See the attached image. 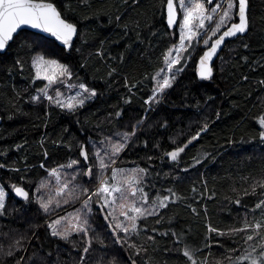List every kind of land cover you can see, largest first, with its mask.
Returning <instances> with one entry per match:
<instances>
[{
    "label": "trees",
    "instance_id": "16d2710c",
    "mask_svg": "<svg viewBox=\"0 0 264 264\" xmlns=\"http://www.w3.org/2000/svg\"><path fill=\"white\" fill-rule=\"evenodd\" d=\"M67 2L74 10V15H69L79 28L70 56L62 55L56 46L38 47L30 52L14 44L7 55L0 57V163L7 165L0 169V180L9 189L12 184H22L33 194L36 184L48 177L46 170L40 167L41 163L46 169L66 164L69 158L83 163L79 156L81 143H87L90 150L89 137L97 140L117 131H131L137 120L147 115L133 145L121 154L118 165L148 168V183L155 185L145 189L149 191L150 200L157 191L166 195L164 190L167 188H173L181 199L162 209L160 216L140 221L141 227L147 225V234L155 235L156 239L152 244L146 241L144 234L134 237L137 243H145L148 252L146 256L142 254L133 258L139 264H144L146 259L150 264H186L187 258L183 257L182 251L173 250L176 247L182 249L183 245H174L170 229L183 230L187 233V242L199 246L209 235V224L227 233L230 226L241 225L245 205L251 208L259 199L258 195L245 197L241 194L245 189L251 191L249 186L254 179H264V145L258 137L261 130L258 118L264 115V83H261L264 81V0H249V33L227 43L220 56L223 59L219 58L215 64L211 80H201L195 72L197 59L206 48L200 49L196 55H193L195 47L189 48L183 55L187 57L191 53V59L181 61L183 71L176 82L166 91L163 101L153 105V110L148 112L144 101L151 95L152 81L145 80V77L163 67V54L179 43L177 28L170 30L167 27L161 0H139L138 4L134 0ZM117 15L121 17L120 21L115 19ZM30 33L24 30L20 35ZM77 48L80 51L77 52ZM37 52L69 64L74 72L73 79L79 76L94 87L96 98L75 115L49 105L46 100L30 103L29 98L35 95V89L46 84L43 80L32 83L35 73L31 57ZM17 58L24 62L23 72L15 65ZM111 69L116 71L110 77L108 72ZM125 77L130 84L143 83L129 92L124 86ZM129 96L131 103H125ZM120 110L122 115L117 118L115 113ZM217 112L220 113L219 119ZM205 120L209 122V130L181 153L178 163L167 157L161 159L162 150L170 151L175 147L173 139L182 146ZM165 121L167 127H162ZM157 144L161 147L156 148ZM45 150L47 158L44 157ZM205 153H211L214 159L207 158L202 164L189 167L193 157L203 158ZM149 156L153 157L151 161L147 159ZM12 168L21 171H11ZM184 168L189 170L184 172ZM177 175L179 180L175 179ZM244 177L248 179L244 180ZM204 181H207L208 192L201 197L199 192L204 190ZM77 183L90 191L96 187L95 181L89 182L84 176L78 178ZM50 187L52 195L55 194L54 180ZM193 187L198 189L197 193H193ZM213 190L215 196L209 199ZM44 191L47 193L48 189ZM238 196L242 205L232 202ZM78 207L79 202L64 204L51 215H45L36 203L26 204L11 193L5 204V214L0 216V233H7L6 237L0 235V244L5 250L13 244L14 255L6 257L0 252V264H79L82 255L85 264H131L130 253L113 244L103 215L95 204L96 215L92 222L103 244L94 241L90 254L82 252L86 238L73 234L71 240L79 242V248H74L73 243L51 236L47 220L72 213ZM161 217L163 219L157 224L156 220ZM249 218L252 219L251 215ZM256 218L259 219V215ZM152 228H157L159 233L169 232V235L152 233ZM211 236L214 243L208 264H218L219 261L214 262L213 258L226 256L229 254L226 250L237 247L238 243L242 245L240 235L212 233ZM15 240H20L18 248L14 245ZM205 255H208L207 249L199 259ZM221 264H228V261Z\"/></svg>",
    "mask_w": 264,
    "mask_h": 264
},
{
    "label": "snow or ice",
    "instance_id": "6c2138e0",
    "mask_svg": "<svg viewBox=\"0 0 264 264\" xmlns=\"http://www.w3.org/2000/svg\"><path fill=\"white\" fill-rule=\"evenodd\" d=\"M134 3L138 4L139 0H134ZM178 7L182 11V20L179 24V43L174 44L163 54L164 66L151 74L150 77H145V80L152 81L151 95L144 101L147 105L146 112L152 111L153 105H159L163 101L166 91L172 88L177 76L183 71L181 61L191 59V53L187 57L183 55L188 52L189 48L203 43L206 50L199 57L198 75L201 80H211L214 74L213 58L217 57L226 38L244 34L250 27L249 0H178ZM161 8H166L167 27L171 28L176 25V0H161ZM70 13L74 15V10L67 0H0V57L7 55L14 44H18L19 48L30 52L35 51L38 47L56 46L62 55L70 56L73 49V38L79 35L78 25L69 15ZM115 19L120 21L121 17L117 15ZM124 27L128 28L127 25ZM137 27H139L138 23ZM26 28L38 31L21 37V32H24ZM56 42H59V45H56ZM84 42L87 43L86 40ZM75 50L80 51L78 48ZM98 54L103 55L102 52H98ZM15 65L23 72L24 62L20 58L15 60ZM31 67L35 69L32 83H35L36 80L47 81V83L43 87L35 89L38 95H32L29 98L30 103H42L43 100H47L49 105H54L61 111L75 115L87 102L97 96V90L90 87L79 76L76 77L78 83L67 85L69 90L75 89V94L66 95L59 88L55 89L54 95L50 94L53 85L66 84L74 75L72 67L69 64L61 63L58 59H49L44 54L37 52L31 57ZM115 71L116 69H111L108 76L111 77ZM9 74L11 75V72ZM124 80V86L128 88L129 92L136 88L137 84L143 83L137 81L130 84L127 77ZM16 96L19 97L20 93L17 92ZM209 99L212 98L209 97ZM125 103H131V96L125 99ZM115 115L119 118L122 115V110L117 111ZM216 116L219 119L220 113L217 112ZM146 119L147 115L137 120L131 131H117L97 140L89 137L90 150L87 143H81L79 146V156L83 158V163L79 159L69 158L66 164H60L51 169H46L45 164L41 163L40 167L46 170L48 177L54 178L56 181L55 196L52 195L51 181L44 179L36 184L35 194L17 184L10 186L12 192L15 197L22 198L26 204L36 203L45 215H51L56 209L62 208L64 204L80 202V207L75 208L72 213L58 216L47 222V228L51 230V236L73 243L74 248H79V242L71 240L73 234L80 236L81 239L86 238V246L82 249L84 254H90L94 241L103 244L102 237L93 227L92 218L96 215L93 204H95L98 212L103 215L108 234L113 238V244L119 245L130 253L131 264H139L138 260L133 257H141L142 254L146 256L148 248L145 243H137L134 237L139 238L141 234H144L146 241L152 244L156 239L155 235L147 234L149 231L147 225L141 227L140 221L146 220L148 217L160 216L162 209L168 208L170 203L181 199L173 188H167L164 190L166 195H161L157 191L150 200L149 191L145 189L155 187V185L148 183V168L139 165L124 168L118 165L121 154L133 145L134 137ZM258 123L261 128L258 133L259 141L264 145V115L258 118ZM162 127H167V121ZM208 130L209 122L205 120L195 135H192L182 146L173 139L172 144L175 147L170 151L162 150L161 159L167 157L171 162L178 163L181 153H184L193 141L198 140ZM147 143V141L144 142L145 147H147ZM41 146L43 147V139ZM155 147L160 148L161 146L157 144ZM47 155V150H45L44 157L47 158ZM207 158L214 159L211 153H205L203 158L193 157V163L189 167L200 165ZM147 159L151 161L153 157L149 156ZM6 167L5 163H0V169ZM69 169L72 171H67ZM10 170L21 171L20 168ZM188 170V168L182 169L184 172ZM25 171H27V167H25ZM157 175L159 174L157 173ZM81 176L88 177L89 182H96L94 191L77 183ZM179 178L178 175L175 177L177 180ZM23 179L24 177H21V180ZM243 179L247 180L248 177ZM203 184L204 190L199 192L201 197L208 192L207 181H204ZM249 187L251 191L245 189L241 195L245 197L258 195L259 199L251 208L245 205L246 213L241 226L232 227L225 233L209 224V235L205 237L201 245L195 247L187 242V233L183 230L177 231L174 228L169 230L174 245H183L182 249L176 247L173 250L182 251L183 257L187 258L186 264H208L214 243L212 233H216L218 236L243 234L242 245L238 243L237 247L226 250L229 254L224 258L228 264H264V179H254ZM45 189H48L47 194H44ZM192 191L197 193L198 189L193 187ZM233 191L236 189L233 188ZM8 194L5 186L0 184V216L5 214ZM213 196H215L214 190L208 198L211 199ZM81 197H83L82 200ZM232 202L242 205L240 196ZM193 212H196V209L193 208ZM257 213L259 219L256 218ZM249 215L252 217L251 222ZM162 219L163 217L157 219L156 223L159 224ZM151 232L164 236L169 235V232L159 233L157 228H152ZM0 235L6 237L7 233H0ZM14 245L18 248L20 240H15ZM204 249L208 250V255L199 259ZM0 252H3L6 257H12L14 255L13 244H9L6 250L0 244ZM79 264H85L83 255L80 257ZM144 264H150V260H144Z\"/></svg>",
    "mask_w": 264,
    "mask_h": 264
},
{
    "label": "rangeland",
    "instance_id": "374dc122",
    "mask_svg": "<svg viewBox=\"0 0 264 264\" xmlns=\"http://www.w3.org/2000/svg\"><path fill=\"white\" fill-rule=\"evenodd\" d=\"M176 2H177V6H178V0H176ZM178 10H179V12H180V18H179V23H178V27H177V33H178V35H179V24H180V22H181V20H182V11L179 9V7H178ZM187 43V42H186ZM205 46L203 45V43L201 42L200 44H198V45H195V49H194V51H193V55H196V53L200 50V49H202V48H204ZM40 54H44V53H40ZM45 55V54H44ZM46 56V58H49V59H57V58H55V57H49V56H47V55H45ZM59 60V59H58ZM61 62V61H60ZM188 67V66H187ZM34 73H35V69H34ZM46 83H47V81H46ZM76 83H78V81H77V79H71L70 81H68L66 84H55V85H53V88L50 90V94H52V95H54L55 94V89L56 88H59L60 89V91L61 92H64L66 95H73V94H75V89H71V90H69V88H68V84H76ZM35 95H38V93L37 92H35ZM47 101V100H46ZM46 180H50V181H55V179L54 178H51V177H47V179ZM55 183H56V181H55ZM0 184H2V185H4L5 186V188H6V191H8V196H10V194L12 193L13 194V192H12V190L11 189H9L3 182H1V180H0ZM17 185H22V184H19V183H16ZM26 187V186H25ZM27 188V187H26ZM28 189V188H27ZM29 190V189H28ZM93 191H94V189H93ZM33 194H35V193H33ZM44 194H47V193H45V191H44ZM8 196L6 197V203H7V198H8ZM53 196H55V194H53ZM80 203V202H79ZM257 215H259V214H257ZM258 219V218H257ZM51 220V219H50ZM50 220H47V222H49ZM251 220L252 219H250L249 218V221L251 222ZM241 224H242V220H241ZM241 226V225H240ZM231 228L232 227H239V226H230ZM242 235L243 234H241L240 235V238L242 237ZM241 241H242V239H241ZM251 243V242H250ZM192 245V244H191ZM194 247H195V245H193ZM225 256L224 255H222V256H220V258L219 259H216V258H213V261L214 262H217V261H219V262H224L226 259L224 258Z\"/></svg>",
    "mask_w": 264,
    "mask_h": 264
},
{
    "label": "water",
    "instance_id": "95a60500",
    "mask_svg": "<svg viewBox=\"0 0 264 264\" xmlns=\"http://www.w3.org/2000/svg\"><path fill=\"white\" fill-rule=\"evenodd\" d=\"M176 3H177V2H176ZM249 8H250V4H249ZM165 15H166V8H165ZM179 18H180V12H179V10H178V6H177V23H176V25L172 26L171 28L168 27L170 30H174V29L177 28ZM166 24H167V18H166ZM25 30H28V31H31V32H36V31H38V30H32V29H27V28H26ZM249 30H250V27H249ZM249 30H248L246 33H244V34H237L236 37L226 38L225 44L221 47V50L218 52L217 57H214V58H213V61H212L213 68H215V64H216L217 60L220 58V56H221L222 52L224 51V49H225L227 43H228L229 41H234V40L238 39L239 37L246 36V35L249 33ZM78 33H79V28H78ZM77 38H78V36L73 38V46H74L75 41L77 40ZM56 43L59 45V42H56ZM205 50H206V49H205ZM205 50H204V51H205ZM204 51H203V52H204ZM203 52L201 53V55L203 54ZM201 55H200V56H201ZM200 56H199V57H200ZM198 65H199V58L197 59V62H196V65H195V69H196L195 72H196L197 77L200 79V77H199V75H198ZM1 123H2V118H1V116H0V124H1ZM19 186H23V187H25L24 185H19ZM25 188H26V187H25ZM26 190H28V189L26 188ZM13 195L15 196L14 192H13ZM16 198L19 199V200H21V201H23L22 198H19V197H16Z\"/></svg>",
    "mask_w": 264,
    "mask_h": 264
}]
</instances>
